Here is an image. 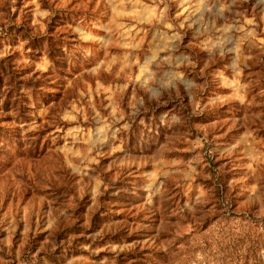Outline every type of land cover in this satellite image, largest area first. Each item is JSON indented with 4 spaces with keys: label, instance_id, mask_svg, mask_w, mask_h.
Listing matches in <instances>:
<instances>
[{
    "label": "rangeland",
    "instance_id": "rangeland-1",
    "mask_svg": "<svg viewBox=\"0 0 264 264\" xmlns=\"http://www.w3.org/2000/svg\"><path fill=\"white\" fill-rule=\"evenodd\" d=\"M0 86V264H264V0H0Z\"/></svg>",
    "mask_w": 264,
    "mask_h": 264
},
{
    "label": "trees",
    "instance_id": "trees-1",
    "mask_svg": "<svg viewBox=\"0 0 264 264\" xmlns=\"http://www.w3.org/2000/svg\"><path fill=\"white\" fill-rule=\"evenodd\" d=\"M2 87L3 86H0V101H3V103L7 105L9 102H8L7 98H3V96L5 95V90H3ZM6 109L8 110V108H6Z\"/></svg>",
    "mask_w": 264,
    "mask_h": 264
}]
</instances>
